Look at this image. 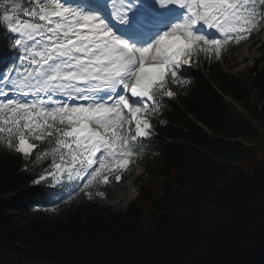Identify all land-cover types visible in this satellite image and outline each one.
Instances as JSON below:
<instances>
[{
  "label": "trees",
  "instance_id": "1",
  "mask_svg": "<svg viewBox=\"0 0 264 264\" xmlns=\"http://www.w3.org/2000/svg\"><path fill=\"white\" fill-rule=\"evenodd\" d=\"M8 49L0 27V57ZM262 54L238 75L199 54L205 68L198 61L181 73L190 87L177 101L167 92L182 86L163 82L161 108L149 115L153 135L132 140L146 174L125 209L99 205L76 186L38 182L62 149L66 121L0 113V264H264ZM20 135L35 141L29 156ZM98 181L91 188L116 187ZM26 187L39 199L5 197Z\"/></svg>",
  "mask_w": 264,
  "mask_h": 264
},
{
  "label": "rangeland",
  "instance_id": "2",
  "mask_svg": "<svg viewBox=\"0 0 264 264\" xmlns=\"http://www.w3.org/2000/svg\"><path fill=\"white\" fill-rule=\"evenodd\" d=\"M227 3H229V6H225L226 11L224 20L225 23L223 24L229 27L231 32L235 33L237 29L243 30V40L247 42L248 36L251 34V28L250 25L252 22L248 20V16L245 14V8L249 4H254V0H227ZM232 3V4H231ZM38 12V11H37ZM36 10L31 9L30 12L27 13L23 20V27L25 30V33L29 32L30 30H38L36 35H45V25H47L45 20L44 14L41 15L40 20H35V16L38 14ZM241 12H244V20H240L238 22V17L240 16ZM232 13V14H231ZM42 24L40 27L39 24ZM246 27H243V25ZM54 33V31H53ZM32 34V33H30ZM27 38L26 36H20L18 38L17 43L15 44V48L21 49V47H24V43L26 42ZM48 40V39H47ZM221 38H214L210 42L203 39L197 40H188L185 43V47H188L189 55L187 57H182V59H179L182 65L184 66H190L191 62L189 58L196 57L199 55L198 52H205L206 50L209 52V55H212V62H215L218 67H221V69L228 73L233 75H238L242 73H246L249 67L262 56L263 50H260L261 45L264 43V33L262 36H259V38L255 39V44H250L249 42L245 44L244 47L239 44L237 45L236 50L232 54H220L215 52V49L220 42ZM255 46H258L259 48H255ZM244 48H249L250 50V58L247 60H242V52ZM240 51H242L240 53ZM245 51V50H244ZM246 52V51H245ZM246 53H244L243 56H245ZM199 61L202 64H204V59H200ZM21 62V61H19ZM13 65V64H12ZM15 67V65H14ZM21 67V64H20ZM179 69H182V66L179 67ZM17 71H10L6 70V72L3 71V74L0 76V90H2L5 86H3L2 83H5L6 81L10 79H17L18 77ZM21 74V73H20ZM20 78H18V82L20 81ZM8 84V83H7ZM188 89L185 88L183 91V94L187 93ZM169 97L173 100H176V92L170 91ZM149 99V96L147 95L145 97V101ZM129 112L128 107L125 108L124 112ZM132 111V110H131ZM42 116L46 114L45 112H41ZM61 115L60 113L51 112L48 113L47 117L54 118L56 116ZM132 120L133 129L137 131V134L139 136H151V125L149 122L144 121L145 120V112L144 108L143 110H140L137 113H133V116L131 117L126 116V113L115 117L113 120H111V124L116 125L118 121L123 120V122L128 123L129 119ZM163 123H166L167 121L163 120ZM139 123H141L139 125ZM103 132L106 133V126L103 127ZM118 139H114V142L108 149L109 155L100 156L98 158V164L96 167H92L93 161L91 160L94 156L90 155V152L92 151L93 143L90 141H85L81 139H76L73 142L67 141L66 143H63V151L60 153L59 158L54 162V164L51 166L49 170L43 173L42 177L39 178L40 180L50 179L55 185L65 184V183H78L82 187H87V185L95 178H97L100 175H104L101 179L103 183L109 182H120V172L124 170L125 163L130 164L134 169H132L133 173L136 174V177L138 176L139 172L143 170V168H146L144 164L136 163V155L134 153H128L126 150V147L123 145H120L118 143ZM35 148V143L31 139L27 138H20L19 142V149L27 156H29ZM111 152V153H110ZM125 153L129 156V158L122 162L121 156H118L119 153ZM114 155V156H113ZM141 177L137 179V184L130 190H127L130 193H126L123 191V199L120 200L117 203H110L108 200L112 199L114 195L118 192H113V194H103L102 192H95V191H87V197L93 201L98 203L99 205H109L112 206L115 210L125 209L127 205L133 200L135 195H137L139 188L142 185V180H140ZM140 180V181H139ZM120 187H124L123 183L120 182ZM118 187V188H120ZM125 189V188H123ZM137 189V190H136ZM110 196V197H109ZM5 197L10 202H29L33 199H37L34 195H32L29 187L24 188L22 194H17L15 192L9 193L5 195ZM127 198V199H126ZM36 208V207H35ZM16 263L18 264H34L33 262H29L28 260H20L17 257H13Z\"/></svg>",
  "mask_w": 264,
  "mask_h": 264
},
{
  "label": "bare ground",
  "instance_id": "3",
  "mask_svg": "<svg viewBox=\"0 0 264 264\" xmlns=\"http://www.w3.org/2000/svg\"><path fill=\"white\" fill-rule=\"evenodd\" d=\"M119 1L121 7L125 5H129L131 8L134 6V3L136 2V0H119ZM77 46L78 43H74L72 46L65 48L62 53H56V51H54V55L57 56V63L62 65V67L54 71L52 69L50 72L54 74H58L60 72L65 77L62 80H59L57 78L54 79L51 76H49L48 81L50 80L54 82L55 85H60L62 83H65L67 81L66 78H69V76L72 75L73 72L79 74L84 72L83 69H90L92 67L106 69V65H108V68L111 69L115 66V64L109 62L108 56L116 54L118 52V49L113 50L111 44L101 45L95 50L91 48L87 49L86 47L76 48ZM241 52L242 51H240V53ZM66 59L68 60L66 61ZM91 61L95 63V66L92 64ZM155 77L157 78L159 77V75L157 74ZM152 81H154V79H150L148 81V84H150ZM91 135H95V133H91ZM123 188H126V186L124 185V187L118 188L117 189L118 192L114 195L112 199L108 201L110 203H117L120 200H122L124 198Z\"/></svg>",
  "mask_w": 264,
  "mask_h": 264
}]
</instances>
